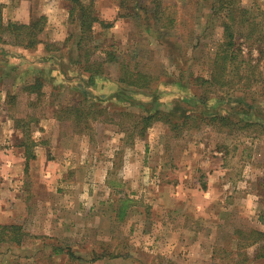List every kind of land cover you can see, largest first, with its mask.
Returning <instances> with one entry per match:
<instances>
[{
    "label": "rangeland",
    "instance_id": "rangeland-1",
    "mask_svg": "<svg viewBox=\"0 0 264 264\" xmlns=\"http://www.w3.org/2000/svg\"><path fill=\"white\" fill-rule=\"evenodd\" d=\"M3 1L0 19L5 23L28 22L30 12L34 13L31 19L43 15L46 19L40 34L43 43L36 48L14 46V37L0 35L4 41L0 43V126L2 121L11 120L18 129L16 120L28 122L26 134L21 129L20 133L8 134L10 129L5 126L10 145L7 141L0 143V201L4 203L0 202V208L8 211L16 205V199L26 203L29 215L13 223L24 224L33 235L21 247L3 246L0 264H89L70 257L69 251L86 257L93 248L101 249V243L91 248L60 240L63 232L57 223V209H64L69 197L65 190H76L62 180L75 175L73 171L82 181L79 188L97 195L95 200L101 207L126 211V218L102 221V240L114 237L110 245L116 243V238L121 243L134 240L127 250L134 253L135 260L106 259L91 264L264 263L253 260L257 246L249 245L251 240L238 233L253 229L264 232V43L256 41V35L252 38L245 25L237 24L234 41L246 60L240 66L244 75L233 78L235 67L230 64L226 80L233 85L220 91L207 88L202 80L211 79L212 60L225 35L223 20L213 17L216 0H158L166 15L176 21L168 31L156 26L152 10L156 0H116L117 10L106 11L107 17L103 16L100 0H95L103 23L95 26L94 37L86 39L84 66L104 58L106 51H114L132 69L148 72L156 79L154 87H159L162 110L173 111L177 118L189 112L204 117L227 115L239 123L228 127L202 124L200 128L196 123L178 134L167 124L157 122L145 137L139 138L137 132L134 135L122 129L123 125L133 129L136 118L132 114L121 116L120 112L146 113V104L153 100L151 92L129 90L131 101H125L120 88L126 87L119 83V66L113 63L105 65L104 75L95 86L88 85L79 70L84 66H76L81 31L79 17L72 19L69 12L72 1L31 0V11L18 8L24 0ZM80 1L86 5L91 2ZM240 4L250 10L249 17L255 22L256 15L264 10V0H240ZM46 43L51 51L46 50ZM43 62L50 65L42 66ZM43 75L52 77L46 89ZM30 87H35L34 93L29 92ZM116 94L123 100L113 98ZM200 99L203 103L208 100L203 105ZM94 100L102 101L115 123L91 117L78 126L68 118L71 114L67 108L79 104L91 108ZM132 101L144 102V106L129 105ZM43 114H50L58 124L52 120L50 134L43 140L48 144L46 160L27 167L22 161L27 158L25 146L34 152L36 146L30 140L45 137L39 126ZM76 141L78 150L73 147ZM54 143L60 145L59 149H54ZM69 144L72 150L68 152L73 153L66 156L60 147ZM13 145L19 147V155L11 158L6 149ZM112 158L115 169L109 171L106 162ZM78 161H85L81 169L74 166ZM215 166H224L222 183L229 181L230 188L225 197L214 202L216 208L206 210L207 220H194L178 210H168L166 206H172L171 195L176 192L186 193L182 208L197 205H190L193 193L208 188V174ZM47 172L52 183L43 185V174ZM68 201L75 199L71 196ZM239 241L244 244L241 248Z\"/></svg>",
    "mask_w": 264,
    "mask_h": 264
},
{
    "label": "trees",
    "instance_id": "trees-1",
    "mask_svg": "<svg viewBox=\"0 0 264 264\" xmlns=\"http://www.w3.org/2000/svg\"><path fill=\"white\" fill-rule=\"evenodd\" d=\"M72 1L71 7L69 9L70 15L72 16V19H76L78 16L80 19V37L77 41V47L79 49V59L78 62H76V66L79 67V65H83L82 62L83 59V48L86 44V39L89 37H94V28L97 24L103 23L101 21L100 17L97 14V10L95 9V0H91L89 5L84 4V2L80 0H70ZM155 7L152 8L154 11V18H156V26L161 29H167L172 28L176 21L175 18H171L170 16H167L165 8L160 5L158 0L154 3ZM214 13L213 17L215 18H221L223 20L222 26H224L225 29V35L224 40L219 45V48L216 51L215 57L213 58V71L211 73V79H203L202 83L203 85L208 86L207 88L213 87L217 90H223L224 86L226 85H233L232 81L226 80V73L228 71V67L230 64H233L235 69H233V72L235 73V76L233 78L240 77V75H244L240 71V66L244 65L243 63H246V60L243 59V55L241 53L240 48L237 46V42L234 41L235 39V26L237 24L239 25H245L246 29H249L252 33V38L256 35V41L263 42L264 43V10L261 12L262 18L259 19L260 16L256 15V22L253 21L249 17L250 10L246 9V7H242V4L239 5L237 3V0H216L215 5H213ZM150 11V10H149ZM0 13H1V7H0ZM77 14V15H76ZM46 19V16L43 15L39 19H33L30 23H19V22H13L10 21L8 23H5L3 19H0V35L3 33H8L12 37H14V42L12 44L14 46H20L27 49H33L36 48L38 45L43 43L40 40V34L44 31L43 21ZM250 19V20H249ZM101 23V24H102ZM112 24H107L106 26L109 27ZM0 43H4L2 37H0ZM46 50H49L51 47H48V43H46ZM116 64L119 66V78L118 81L121 85L125 86L121 87L120 96L124 97L125 101H131L130 95H127L129 93V90H146L151 92L150 98L151 102L146 104L145 106V112L146 113H140V114H133V113H127L125 110H122L120 112L121 116L124 115H133L136 119L132 122L133 129H126V127L120 123L118 125H123L122 129H124L127 132H130L132 134H138L137 137L143 138L147 134L148 130L153 127L157 122H163L167 124L171 131L176 132L180 134L182 131H184L186 128H191L196 123H201V125L197 124L200 128L202 124H207L210 126H232L239 124L238 121H233L230 117L227 115H211L204 117L201 114H193V113H184V115L181 116V118H177L173 113V111H164L160 106L162 105L160 102V96H159V87H154L155 78L148 72H145L143 70H137L132 69L129 65V62L126 60H120L114 51H106L104 58L100 59H94L92 64L86 63L84 68L79 67L80 71L82 72V75L84 79L87 80V83L89 86L93 87L97 84L98 79L104 75L105 72V65L106 64ZM233 80V79H232ZM43 83L37 82L36 85H40L39 87H42ZM247 86H250V83L247 82ZM131 88V89H129ZM35 87H30L28 90L30 93H34ZM119 94V93H118ZM118 94L114 95V97H120ZM129 98V99H128ZM222 99V98H221ZM120 100H123L120 97ZM201 100V99H200ZM204 100V99H203ZM208 99L204 100V103ZM101 102V103H100ZM94 100L91 104V108H84L80 104L76 106H72L67 108V113L71 114L68 116L69 119H72L76 125H81V121H87L89 118H93V120H101L102 122L106 123H115V119L111 116L109 110L102 106V101ZM122 102V101H120ZM202 102V100H201ZM99 103L100 105H96ZM144 103V102H143ZM142 102H136L132 101L129 103V105H137V106H144ZM202 102V104L204 105ZM158 105V106H156ZM156 106V107H155ZM106 116V117H105ZM18 129H21L24 134L28 133L27 131V121L25 119H18L16 120ZM218 124V125H217ZM222 124V125H221ZM29 125V124H28ZM26 128V130L24 129ZM136 129V131L134 130ZM30 140V139H29ZM30 142L34 146L37 144L35 141ZM25 145V143H24ZM23 146V144H22ZM26 165L28 167V164L31 159L35 158V154L33 152L32 147H26ZM127 202V200L125 201ZM121 214H125L124 212ZM239 235H243L244 239H250L251 242L249 245H256V255L253 260L258 261H264V232L260 230H251L250 232H245L244 230H238ZM249 233V235H248ZM33 235L25 228L24 224L21 223H0V254L1 249L3 246H13V247H21L23 246L29 239H31ZM241 238V237H240ZM123 244V243H122ZM241 241H239L238 247L241 248L243 246ZM121 244L114 247V245H110L109 243H105V245H102V253L101 256H114L118 255L115 254L117 251H120ZM246 246V245H245ZM127 247V246H126ZM114 249V250H113ZM70 252V257L75 258L76 260H82V258L75 256V254L72 251ZM57 253H61V250H57ZM248 257H245L244 261H246ZM98 260V259H96ZM264 264V263H262Z\"/></svg>",
    "mask_w": 264,
    "mask_h": 264
},
{
    "label": "crops",
    "instance_id": "crops-1",
    "mask_svg": "<svg viewBox=\"0 0 264 264\" xmlns=\"http://www.w3.org/2000/svg\"><path fill=\"white\" fill-rule=\"evenodd\" d=\"M11 1L12 0H9L8 2H11ZM115 1L116 0H100V6L104 8L103 9V16L104 17H107L105 15V12L108 10L110 11L111 8H112V11H114V12L117 10ZM22 7H24V8L27 7L28 11H31L32 1L31 0L30 1H27V0L21 1V4L18 5V8L21 9ZM27 15H29V18L32 21L33 18L31 19V17H32L31 15H34V13L30 12ZM99 15L100 14L98 13V16ZM18 20H20V19H18ZM29 21L28 22L22 21V22L28 24L31 22V21L30 22ZM38 49L45 50L42 47H40ZM40 64H42V63H40ZM48 64L46 62H43L42 66L47 67ZM43 76L44 77H42L43 78L42 82L44 83V89H46L47 85L51 84L52 77H49L48 75H43ZM52 120L58 124V121H56V119H54L50 114H43L40 116V122H39L40 132L43 131L44 132L43 135H45V137H42V140L38 139V138L35 139L36 144H37L35 147V151H34L35 158L31 159L29 164H33V163H37V162L39 164V163H42L44 160H46V153H47V149H48V144L46 141H43V140H47V138H48L47 134H50V129H49L50 127L49 126L53 124ZM10 121L11 120H7L8 124L6 121L1 122L0 143L6 142L9 139V136L6 133L7 131H8V134H9V132L12 134H16L15 132L20 133V130H18L15 127V125H13V122L12 121L10 122ZM5 126L8 127L10 130H7ZM81 138H83V137H81ZM6 144L10 145V142L7 141ZM78 144H79V142H77L76 144L73 145L74 150L80 149V145H78ZM70 145L71 144H69V146H67V145L64 147L62 146V148L60 147L61 152H63V154H65L66 156H71V154L73 153V152H70V153L68 152V151L72 150V149H70ZM59 146L60 145H58V143H54V149L55 150L59 149ZM17 150H19V147L14 146V145L9 146L6 149V151H8V153H10L11 158L14 155H19ZM114 154H115V152H114ZM114 154L112 156L113 158H114ZM113 158L111 160H109L108 162H106V167L109 169V171L115 169V164H114L115 160L113 161ZM22 161L24 162V161H26V159L24 158V159H22ZM69 162L73 164V161L71 159ZM83 163L85 164V161H78L77 163H75L76 165L74 164V166H77L79 169H81L83 166ZM217 167L215 166L214 167L215 169H212L208 174V178H207L208 188L206 190H204L203 192L198 190V191H195L193 193L192 198L194 200H193V202H190V205L198 203L197 205H192V207H190V208H185V207L182 208V201L185 200L184 197H185L186 193H184L182 195L180 192L179 193L176 192V193H173L171 195V197L173 199L172 206H166L168 208V210H174V211L178 210L179 212L187 214L189 216V218H192L194 220L201 218V217L205 218L204 216H206V214H207L206 210L208 211V210H212L213 208H216V206L214 205V202H216V200L218 198L220 199L222 196L225 197L226 192L230 188L229 187V185H230L229 181H227V183H224V184L222 183L223 173L226 174V170H225L224 166H220V167L217 166ZM109 171H107V172L109 173ZM75 172L77 174V171H73V173H75ZM76 174L72 175V177L66 176L64 178V180H62L63 183H66L69 187H72V186L75 187L76 190L75 189L73 191L65 190L66 198L68 196L69 197L66 201H64V209H57V212H58L56 215L57 223L60 224L61 230L63 232V235H60L61 236L60 240L65 241V242L70 243V244H75L76 246L84 245V246L91 247V248L94 246H97L98 244L101 243L99 247H102L101 245H105V243H109V242H112L115 240L114 237H110L109 240H107V241L102 240V238H101L102 233L100 232V231H102V221L109 219L111 222L112 221L116 222V220L118 218H120V219H122L123 217L126 218V214H121L123 212L126 213V211H123V209L120 208L119 212H117V211L115 212V210H113L114 212H112L111 211L112 208H110V206L107 209L104 207H101L99 205V202L95 200V198H98L97 195H95L91 191L89 192V191L81 190L79 188V185L81 184L82 181L80 180L79 177H77ZM43 178H44L43 179V185H49L50 183H52V181L49 180V178H51L50 172L43 174ZM88 180H90V179H88ZM71 196L75 199V201H71V202L68 201ZM201 197H202V200L200 199ZM0 198H1V196H0ZM82 198L86 200V203H84V201H82ZM196 200H197V202H196ZM1 204H4V203L1 202ZM203 204H207V205L209 204V207H205V205H203ZM27 209L28 208L26 207V203H24L20 199H16V205H14L12 208L8 209V211H4L2 209V207L0 208V223H13V222H16V219H19V220L25 219L29 215V212ZM128 214H130V212ZM112 215H115V216L113 217ZM11 217L13 220H11ZM220 218H222V216ZM205 219L207 220V217ZM205 219H202V220H204L206 223ZM194 223H195V221H194ZM196 223H198V222H196ZM54 228H57V227L55 226ZM131 230H132V228H131ZM65 231H66V233H64ZM80 233H81V238L78 239V236L80 235ZM141 233L143 234L144 232L141 231ZM47 234H51V233L49 232ZM132 241H134V240L130 239V241H129V239H128L127 241L123 242V244H122L116 238V243L114 244V247L119 245V244L122 245L120 251H117L115 253L118 255H114V256L110 255V256H103L102 257L101 256V253H102L101 249L102 248L101 249L93 248L92 250L90 249L91 251L87 253L88 256H86V257L84 256V257H80V258H82V261L87 262L89 264L104 261L106 259L110 260V261H114V262H116V261L127 262L130 260H135V258H132L134 253L127 250L129 248V245H133ZM96 259H98V260H96ZM170 264H171V262H170Z\"/></svg>",
    "mask_w": 264,
    "mask_h": 264
}]
</instances>
